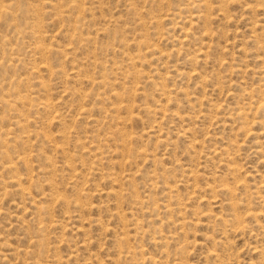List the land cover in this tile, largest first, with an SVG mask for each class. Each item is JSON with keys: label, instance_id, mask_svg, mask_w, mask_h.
I'll return each mask as SVG.
<instances>
[{"label": "rangeland", "instance_id": "obj_1", "mask_svg": "<svg viewBox=\"0 0 264 264\" xmlns=\"http://www.w3.org/2000/svg\"><path fill=\"white\" fill-rule=\"evenodd\" d=\"M0 264H264V0H0Z\"/></svg>", "mask_w": 264, "mask_h": 264}, {"label": "bare ground", "instance_id": "obj_2", "mask_svg": "<svg viewBox=\"0 0 264 264\" xmlns=\"http://www.w3.org/2000/svg\"><path fill=\"white\" fill-rule=\"evenodd\" d=\"M239 214V213H238ZM254 215V214H253ZM247 216V215H246ZM249 216V215H248ZM252 216V215H251ZM240 218V217H239ZM244 219V218H243ZM242 224V223H241ZM240 225V224H239ZM241 226V225H240Z\"/></svg>", "mask_w": 264, "mask_h": 264}]
</instances>
